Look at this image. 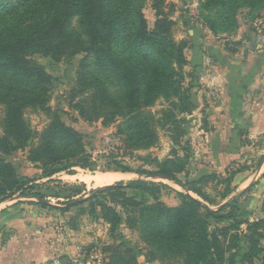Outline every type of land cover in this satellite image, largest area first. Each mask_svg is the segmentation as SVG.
<instances>
[{
  "label": "trees",
  "instance_id": "16d2710c",
  "mask_svg": "<svg viewBox=\"0 0 264 264\" xmlns=\"http://www.w3.org/2000/svg\"><path fill=\"white\" fill-rule=\"evenodd\" d=\"M150 1L156 16L152 27L143 11L146 0H0L1 152H26L48 179L61 172L73 173L75 167L94 165L85 134L50 106L54 78L32 58L38 54L57 62L81 53L93 59L94 70L78 72L72 99L89 93L73 107L88 122L103 119L108 124L121 117L127 150H149L159 143L160 130L169 134L173 145H182L187 134L185 115L194 107L193 85L186 82L191 74L185 70L189 40L175 37L178 23L171 14L176 4ZM256 2L249 0L248 4ZM218 20L207 22L215 34L232 30L224 9ZM111 78L118 91L107 84ZM158 103L164 107L153 111ZM28 110L46 115L41 130L28 120ZM150 157L141 159L146 163ZM150 163L155 169L141 165L133 170L122 164L118 169L175 181L209 202L200 187H190L177 176L182 167L176 161L153 158ZM241 171L226 168L228 177L215 173L200 179L225 184L224 203L218 210L189 194L181 195L180 205L170 207L157 198L164 184L145 178L95 189L85 201L94 213L98 206L104 222L115 231L122 222L117 206L95 202L105 193L119 198L128 213V227L134 229L140 222L146 243L141 249L146 250L147 262L162 257L170 264H264V217L250 222L236 213L238 198L233 195L232 181ZM31 182L0 155V203L15 195L43 201V195L26 192ZM243 224L250 233L244 246L240 238ZM104 250L109 257L103 264H142L137 251L124 242L109 244Z\"/></svg>",
  "mask_w": 264,
  "mask_h": 264
},
{
  "label": "rangeland",
  "instance_id": "374dc122",
  "mask_svg": "<svg viewBox=\"0 0 264 264\" xmlns=\"http://www.w3.org/2000/svg\"><path fill=\"white\" fill-rule=\"evenodd\" d=\"M10 1L16 2V0ZM170 1L176 4L171 14L178 23L175 28V37L178 40H189L186 49L189 64L185 70L191 75L186 76V82H191L193 85L191 92L194 107L185 115L187 134L180 146L173 145L169 134L165 130H160L159 143L149 150H127L124 133L120 131L123 122L121 117L108 124H104L103 119L94 122L85 121L73 105L89 92L79 94L72 99V90L77 88L79 71L94 70L93 59L87 53L58 62L39 54L32 56L54 78L51 86L50 106L59 112L68 125L85 134L94 161L91 168L75 167L72 170L73 173L61 172L48 179L42 177L43 171L40 166L28 160L26 152L17 151L7 154L0 151V155L11 162L21 176L33 181L26 188V192L41 194L45 197L43 201L17 195L10 199L14 200L15 205L19 204V214L22 215L24 226L26 224L29 226L31 239H39L51 252V257L42 264H103L109 257L104 249L109 244L119 242H124L135 249L142 264H170L169 259L162 257L146 261V250L141 249L146 243L139 228L140 222L137 221L134 229L128 227V213L120 206L119 198H113L105 193L95 202L96 205L103 202L117 206L122 222L115 231H112L111 226L104 222L99 207L95 206L94 213L91 204L85 201L92 195L93 190L119 181L128 182L137 178H145L163 183L164 187L156 193L157 198L170 207L180 205L181 195L189 194L214 210H218L224 203L222 193L225 184L219 180L200 182V179L215 173L228 177L225 172L226 168H232L233 171L243 168V171L233 176L232 181L235 191L233 195L238 198L239 209L236 213L241 219L246 218L250 222L264 217L262 202H253L256 201V197L250 194L254 191L252 189L254 185L249 186L248 184L249 188L245 193L239 195L241 193L239 182L247 180L254 174L258 176L260 171L257 172V170L264 166V160L260 165L264 158V134L251 136L246 132L241 135L239 133L238 137L235 131H232L225 138L223 136L224 140L213 136L211 132L215 130V125L209 120L210 102L215 101L214 98L218 101L219 98L208 87V81L212 80L210 75L215 69L213 55L208 53L210 52L208 42L220 41L225 45V50L230 53L234 52L233 54L236 50L239 54L249 52V49L264 51V48L257 43L256 36V29L261 28V23L264 25V0H257L255 5L248 4L249 0H223L224 3L217 2V0ZM223 9L227 12L232 30L230 32L218 31L215 34L207 22L216 21L218 23ZM143 11L152 27L156 16L150 0H146ZM243 36L245 40L247 39L244 47L243 44L239 45ZM247 45H249L248 48ZM107 84L118 91L112 78L107 80ZM163 107V104L158 103L152 107V110L158 111ZM2 111L0 107V122ZM26 116L33 127L38 130H41L47 122L45 114L33 110H28ZM218 149H221L223 153L232 154L227 160L222 161L224 166L220 161V156L215 155ZM149 154L151 159L144 163L141 158ZM153 158H158L160 161L169 158L180 164L182 171L177 176L190 187H200L209 202L175 181L140 176L135 172H122L118 169L120 164L128 165L133 170H137L141 165H145L147 169H155L150 163ZM108 173H123L124 175L121 179L106 185H97L95 180H92L94 178L91 179L92 181H86L93 176ZM127 192L132 194L131 191ZM151 199L154 202V199ZM69 206H71L69 211L63 210L64 207ZM247 207L253 210L250 211ZM241 229L240 238L244 246L246 237L250 233L247 231V224H243ZM262 233L264 234V229ZM9 234V231L3 230L0 245L5 244L10 237ZM262 243L264 245V240ZM237 259L240 261L241 257ZM30 264H35V262H30ZM238 264L242 263L238 262Z\"/></svg>",
  "mask_w": 264,
  "mask_h": 264
},
{
  "label": "crops",
  "instance_id": "0c3cea01",
  "mask_svg": "<svg viewBox=\"0 0 264 264\" xmlns=\"http://www.w3.org/2000/svg\"><path fill=\"white\" fill-rule=\"evenodd\" d=\"M244 38L241 37L239 41L243 47L247 44ZM208 46L215 67L208 87L219 98L218 101L214 98L215 101L210 102L209 120L215 125L212 135L224 140L223 136L225 138L232 131L238 137L239 133L241 135L246 132L251 136L264 134V51L249 49V52L239 54L236 50L233 54L227 52L220 41L208 42ZM215 155L220 156L221 162L232 156L229 152L223 153L221 149ZM257 172L258 176L254 174L239 182V188L242 193L249 188L248 184L254 185V191L250 192L256 197L253 202L261 201L264 206V166ZM13 202L9 199L0 203V240L3 230L10 232L5 244L0 245V264H42L51 257V252L39 239H31L29 226H24L22 215L19 214V204ZM255 215L258 216L257 212Z\"/></svg>",
  "mask_w": 264,
  "mask_h": 264
},
{
  "label": "bare ground",
  "instance_id": "6f19581e",
  "mask_svg": "<svg viewBox=\"0 0 264 264\" xmlns=\"http://www.w3.org/2000/svg\"><path fill=\"white\" fill-rule=\"evenodd\" d=\"M122 175H124V174L123 173H108L105 175L93 176L91 178H88L86 181L95 180V183L97 185H106V184L112 183L118 179H121ZM92 178H94V179H92Z\"/></svg>",
  "mask_w": 264,
  "mask_h": 264
},
{
  "label": "built area",
  "instance_id": "2783aa9c",
  "mask_svg": "<svg viewBox=\"0 0 264 264\" xmlns=\"http://www.w3.org/2000/svg\"><path fill=\"white\" fill-rule=\"evenodd\" d=\"M261 28L258 27L257 30V43L264 48V25L261 23Z\"/></svg>",
  "mask_w": 264,
  "mask_h": 264
}]
</instances>
